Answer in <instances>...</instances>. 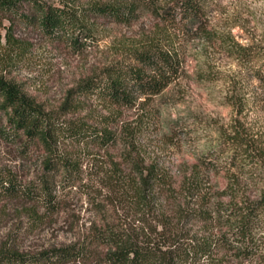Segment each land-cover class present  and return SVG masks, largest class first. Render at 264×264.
<instances>
[{"label":"rangeland","instance_id":"374dc122","mask_svg":"<svg viewBox=\"0 0 264 264\" xmlns=\"http://www.w3.org/2000/svg\"><path fill=\"white\" fill-rule=\"evenodd\" d=\"M11 1L18 2L19 14L11 19L12 15L0 9V78L19 86L56 119L98 130L108 128L118 140L104 150L66 141L58 145L59 154L79 160L80 173L74 181H65V174L50 175L56 202L51 209L23 200L0 209V264H18L1 258L4 254L28 258L21 264H104L108 250L93 238L95 230L107 227L167 244L170 239L163 230L164 219H174L173 227L182 224L175 211L180 203L187 204L180 195L183 178L193 172L201 158L217 149L222 133L238 126L264 148V85L252 75L264 59L256 60L249 70L228 47V43H238L264 51V0H216L207 39L191 29L195 23L172 27L142 6L130 25L98 21L99 38L81 48H75L72 42L50 41L38 28L27 26L20 16H26L28 1ZM37 1L76 9L124 0ZM166 2L162 0L157 10ZM185 25L191 27L189 33L183 30ZM10 29L21 46L6 55L10 51L6 46ZM168 34L182 56L183 77L160 95L141 98L134 107L122 108L76 92L113 64H133L131 54L144 42L161 36L164 41ZM8 128L7 113L0 112V170L13 172L25 184L45 180L46 152L39 147L27 149L26 138L21 142L3 137L1 132ZM151 168L171 182L175 195L156 188L143 209L131 193V183L140 180L137 170L147 174ZM200 169L211 202L228 204L230 197L221 192L236 184L231 174ZM238 179V198H260L264 189L262 171H245ZM201 226L197 223L186 229L196 235L204 231ZM78 245L83 246L84 253L76 260L33 262L51 250ZM246 264H264V250Z\"/></svg>","mask_w":264,"mask_h":264},{"label":"trees","instance_id":"16d2710c","mask_svg":"<svg viewBox=\"0 0 264 264\" xmlns=\"http://www.w3.org/2000/svg\"><path fill=\"white\" fill-rule=\"evenodd\" d=\"M27 1L29 10L26 16H20L27 26L38 28L50 41L72 42L75 48H81L88 41L99 38L98 21L130 25L137 19L142 6L155 12L161 18V23H169L172 27H177L182 22L195 23L190 28L195 29L202 39H207L211 35L210 16L217 7L216 0H168L160 10L157 7L162 0L94 3L76 9L66 4L60 7L43 5L37 0ZM17 5L18 2L15 1L0 0V9L12 15L11 19L17 18L19 14ZM190 28L185 25L183 30L189 33ZM6 44L10 50L6 55H12L13 50L21 46L13 38L11 29L7 34ZM228 44L246 69L252 67L256 60L264 59L263 50L244 47L238 43ZM174 46L171 34L164 41L162 36L151 37L131 54L133 64H113L102 74L83 83L76 92L122 108L134 107L141 98L160 95L183 77L182 56ZM1 57L2 55L0 63ZM257 67L252 75L264 85V64ZM0 112L7 113L9 125L8 132V129L1 132L3 137L21 142L26 138L24 146L27 149L39 147L48 155L44 167L48 175L38 183L25 184L13 172L0 170V209L19 200L32 203L38 208L49 209L55 205L50 189V175L65 174V181H74L75 176L80 173L79 160L59 154L57 149L62 141L104 150L116 145L118 140L116 133L108 128L98 130L83 123L56 119L22 93L19 86L3 78H0ZM195 167L181 183L180 195L187 204L180 203L178 211H175L177 220L182 221L180 225L187 226L184 228L183 225L181 228L177 224L173 227L174 219L165 218L162 225L166 237L170 239L167 244L147 241L139 233L132 235L113 227L99 228L94 231L93 239L108 250L104 264H246L262 255L264 189L258 200L250 201L238 198L235 186L239 182V174L245 171L264 173V148L256 144L247 130L237 126L222 133L217 149L201 158ZM201 167L212 172L220 170L231 174L230 177L236 184L227 186L221 192L225 197H230L228 204L211 202L200 177ZM148 171L145 174L143 169L137 170L140 180H132L131 183V193L142 203L140 207L143 209L151 202L150 196L156 188L175 195L171 182L164 175L159 174L155 168ZM197 223H202L201 229L204 231L193 235L192 230L186 227ZM168 227H171V231H168ZM200 234L204 236H199ZM78 246L51 250L33 262L64 263L76 260L84 253L83 246ZM1 258L15 260L18 264L26 263L28 259L14 254H4Z\"/></svg>","mask_w":264,"mask_h":264}]
</instances>
